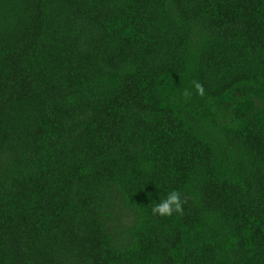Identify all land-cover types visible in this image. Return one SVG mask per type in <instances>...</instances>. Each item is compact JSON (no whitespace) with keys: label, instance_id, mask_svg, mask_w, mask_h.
Here are the masks:
<instances>
[{"label":"trees","instance_id":"obj_1","mask_svg":"<svg viewBox=\"0 0 264 264\" xmlns=\"http://www.w3.org/2000/svg\"><path fill=\"white\" fill-rule=\"evenodd\" d=\"M0 264H264V0H0Z\"/></svg>","mask_w":264,"mask_h":264},{"label":"clouds","instance_id":"obj_2","mask_svg":"<svg viewBox=\"0 0 264 264\" xmlns=\"http://www.w3.org/2000/svg\"><path fill=\"white\" fill-rule=\"evenodd\" d=\"M194 87L200 94H203V88L199 83H195ZM182 204L181 193L172 190L167 192L166 196L160 199L158 203L154 204L152 207V214L161 217H171L173 214L182 213Z\"/></svg>","mask_w":264,"mask_h":264}]
</instances>
